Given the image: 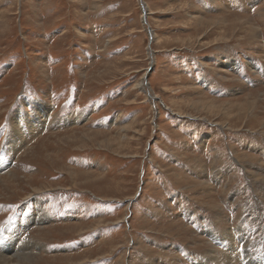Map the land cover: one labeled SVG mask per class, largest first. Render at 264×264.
Masks as SVG:
<instances>
[{"label": "rangeland", "instance_id": "1", "mask_svg": "<svg viewBox=\"0 0 264 264\" xmlns=\"http://www.w3.org/2000/svg\"><path fill=\"white\" fill-rule=\"evenodd\" d=\"M143 2L0 0V250H38L19 264H264V0ZM32 101L48 123L15 151Z\"/></svg>", "mask_w": 264, "mask_h": 264}, {"label": "bare ground", "instance_id": "2", "mask_svg": "<svg viewBox=\"0 0 264 264\" xmlns=\"http://www.w3.org/2000/svg\"><path fill=\"white\" fill-rule=\"evenodd\" d=\"M32 104H33V111H34L33 115H30L27 112H24L19 109L20 113L10 116V124H12L14 131H16L15 135L18 136V138L15 139L14 148H12L15 151L16 149L20 148L22 144H24V142L26 141V139L28 138L30 134H36L37 132L41 131L43 128L46 127L48 123L46 122L45 118L50 114V108H48L45 104H40L35 101H32ZM83 120H85V115L80 112V113H77L76 115L69 117L67 121L70 124H76V123L82 122ZM41 214L44 215L42 213V210L39 207L38 214L34 216L32 219H30V221L23 223V225L21 224L20 227H30L34 223L35 224L40 223L39 215ZM17 230H20V229H17ZM237 236H238L237 234L235 235V233L234 234L232 233L233 239ZM15 246L11 247V249L8 251L5 249L0 250V264H19L20 261L22 260L30 261L36 258V252L38 250L34 249V251L30 253V255H23L24 252L21 251V248L20 247L16 248ZM232 250H234V248H232Z\"/></svg>", "mask_w": 264, "mask_h": 264}, {"label": "water", "instance_id": "3", "mask_svg": "<svg viewBox=\"0 0 264 264\" xmlns=\"http://www.w3.org/2000/svg\"><path fill=\"white\" fill-rule=\"evenodd\" d=\"M142 2H143V0H141ZM144 3V2H143ZM143 8H144V5H143ZM146 10L144 9V12H145ZM145 18H146V15H145ZM151 94V93H150Z\"/></svg>", "mask_w": 264, "mask_h": 264}]
</instances>
